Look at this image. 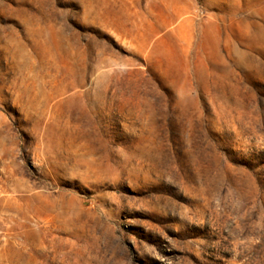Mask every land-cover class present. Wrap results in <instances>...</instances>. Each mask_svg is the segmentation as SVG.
<instances>
[{
  "label": "rangeland",
  "instance_id": "obj_1",
  "mask_svg": "<svg viewBox=\"0 0 264 264\" xmlns=\"http://www.w3.org/2000/svg\"><path fill=\"white\" fill-rule=\"evenodd\" d=\"M0 264H264V0H0Z\"/></svg>",
  "mask_w": 264,
  "mask_h": 264
}]
</instances>
